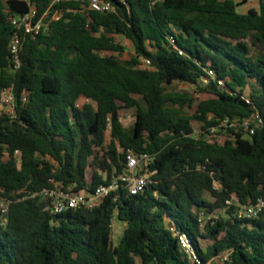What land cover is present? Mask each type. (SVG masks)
<instances>
[{
	"label": "trees",
	"instance_id": "1",
	"mask_svg": "<svg viewBox=\"0 0 264 264\" xmlns=\"http://www.w3.org/2000/svg\"><path fill=\"white\" fill-rule=\"evenodd\" d=\"M106 1L115 11L87 1L54 5L51 15L60 16L35 38L23 34L21 67L12 72L9 17L29 4L0 0V93L13 86L18 97L15 118L0 115L8 153L0 151V198L9 201L0 213V264H197L180 233L202 264L225 255L221 264H264V209L238 215L264 198V0L244 13L232 0ZM51 2L30 0L39 16ZM118 36L134 48L126 61ZM142 58L151 69L140 67ZM176 83L208 97L173 94ZM132 108L126 127L120 111ZM256 113L262 124L252 135L241 126H229L223 144L194 135V123L219 134L225 120L254 126ZM129 150L151 156L156 171L136 195L123 186L91 210L58 215L33 197L57 186L93 192L123 174ZM115 218L126 225L117 243Z\"/></svg>",
	"mask_w": 264,
	"mask_h": 264
},
{
	"label": "built area",
	"instance_id": "2",
	"mask_svg": "<svg viewBox=\"0 0 264 264\" xmlns=\"http://www.w3.org/2000/svg\"><path fill=\"white\" fill-rule=\"evenodd\" d=\"M29 4V9L27 12L22 14H11L10 22L14 26L15 31L10 37L9 41V52H10V63H11V71L16 72L21 67V50L23 45V34L31 35L34 38L38 36L45 27L48 26V23H51L52 20L56 19L60 16L58 11H53V15L51 12L53 10V6L59 2H80L87 1L92 9L102 12L108 13L115 11V6L106 0H52L50 8L48 11L39 16L37 7L30 3V0H25ZM237 4H248L249 8H258L260 0H232ZM51 18L49 19V16ZM182 54L181 51H179ZM140 67L143 69H151L152 63L148 58H142L140 60ZM209 76L211 78H215V73L213 71H209ZM222 84V82H218ZM26 94H23L24 99L26 100ZM241 98L248 104L251 103V100L247 94H243ZM18 105V97L15 93L13 86L4 87L0 93V115L4 114L11 119L16 116V108ZM254 120L256 121L255 125L252 126V123L248 119H242L235 121L234 123L229 124V120H225L222 123L224 127L223 133H218L219 128H211L209 133L199 131L194 133L196 137H200L201 133H203L204 137L210 141L225 143L229 137H227L226 132L229 126L237 127L241 126L247 132V135L254 134L255 128L259 127L262 124V119L258 113L255 114ZM0 151L4 154V158L8 157V153L4 150ZM14 159L17 164H21L22 161V152L20 150H15ZM152 163V158L146 153L135 154L132 151H128L126 166L123 174L113 179L108 184L100 185L95 191L90 192L87 190L74 192L70 188L63 187H54V188H45L40 192L34 193L33 197H40L46 200L50 205V211L54 215L62 214L68 210L73 209H86L91 210L98 206L103 200L117 191L121 187H126L128 192L131 195H136L142 192L152 181L150 177L156 173V171H149V166ZM201 169V168H199ZM145 171L146 173H142ZM228 205L235 204L234 200H228ZM9 208V201L0 198V213L6 214ZM264 209V198H258L256 202L242 206L241 209L238 210L239 217H247V218H255L260 212ZM116 218L113 220L112 229L114 228V223ZM179 243L181 247L185 250L190 260L196 262L197 264H202L200 258L197 254V251L186 233L178 234ZM113 238V235H112ZM218 259L221 263L227 259V255L223 257L215 258ZM213 259V260H215ZM212 260V261H213ZM209 262L208 264H210Z\"/></svg>",
	"mask_w": 264,
	"mask_h": 264
},
{
	"label": "rangeland",
	"instance_id": "3",
	"mask_svg": "<svg viewBox=\"0 0 264 264\" xmlns=\"http://www.w3.org/2000/svg\"><path fill=\"white\" fill-rule=\"evenodd\" d=\"M248 8H249L248 4H242L238 8V11L240 13H244V12L248 11ZM117 39L120 42V44L124 47V50H125V52L123 54H120V56H119L120 59L123 61L130 59V57L133 55V52H134V48H133L132 43L122 36H118ZM170 91L173 94L190 95L192 97H200V98H207L208 97V95H206V94H201V95L196 94L194 92V89L190 85L181 84V83H176V84L172 85L170 87ZM135 98L137 100H139V102L141 104H144V100H143L142 96L135 95ZM85 102H88V100L83 99L79 102V104L83 105ZM135 112H136L135 108L122 109L120 111L121 119H122V121L126 127L132 126L134 119H135ZM194 128H195L196 132H199L200 131V124L194 123ZM123 231H124V226H123L122 222H119L118 220H116L114 223V228H113V242H115V243L119 242L120 238L123 235ZM207 244H209L208 241H204V240L201 241V245L203 247H206ZM137 264H142V263L140 260H137ZM210 264H221V262L218 259L217 260L215 259V260L211 261Z\"/></svg>",
	"mask_w": 264,
	"mask_h": 264
},
{
	"label": "crops",
	"instance_id": "4",
	"mask_svg": "<svg viewBox=\"0 0 264 264\" xmlns=\"http://www.w3.org/2000/svg\"><path fill=\"white\" fill-rule=\"evenodd\" d=\"M249 10V9H248ZM168 224H169V226H171V228H172V224H171V222H167ZM123 224V226H124V229H125V227H126V225L124 224V223H122ZM124 232V231H123Z\"/></svg>",
	"mask_w": 264,
	"mask_h": 264
},
{
	"label": "water",
	"instance_id": "5",
	"mask_svg": "<svg viewBox=\"0 0 264 264\" xmlns=\"http://www.w3.org/2000/svg\"><path fill=\"white\" fill-rule=\"evenodd\" d=\"M6 218V217H5Z\"/></svg>",
	"mask_w": 264,
	"mask_h": 264
}]
</instances>
